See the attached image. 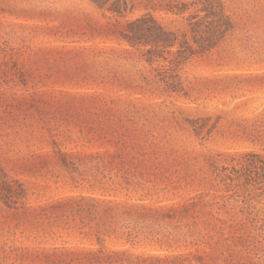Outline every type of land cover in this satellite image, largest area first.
Here are the masks:
<instances>
[{
	"label": "rangeland",
	"instance_id": "rangeland-1",
	"mask_svg": "<svg viewBox=\"0 0 264 264\" xmlns=\"http://www.w3.org/2000/svg\"><path fill=\"white\" fill-rule=\"evenodd\" d=\"M0 264H264V0H0Z\"/></svg>",
	"mask_w": 264,
	"mask_h": 264
}]
</instances>
